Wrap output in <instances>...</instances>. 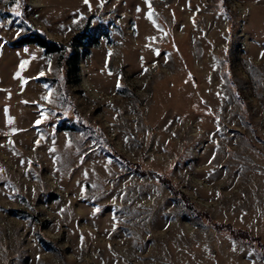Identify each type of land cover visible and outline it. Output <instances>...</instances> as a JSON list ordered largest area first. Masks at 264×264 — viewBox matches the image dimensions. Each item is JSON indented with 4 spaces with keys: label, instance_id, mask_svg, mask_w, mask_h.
Here are the masks:
<instances>
[{
    "label": "rangeland",
    "instance_id": "1",
    "mask_svg": "<svg viewBox=\"0 0 264 264\" xmlns=\"http://www.w3.org/2000/svg\"><path fill=\"white\" fill-rule=\"evenodd\" d=\"M18 3L0 0V264H264L115 155L264 244V0ZM33 31L76 37L77 74L14 45Z\"/></svg>",
    "mask_w": 264,
    "mask_h": 264
},
{
    "label": "trees",
    "instance_id": "2",
    "mask_svg": "<svg viewBox=\"0 0 264 264\" xmlns=\"http://www.w3.org/2000/svg\"><path fill=\"white\" fill-rule=\"evenodd\" d=\"M83 39L79 40V45L83 46L84 48H88L91 44V42L96 43L97 39L94 38L90 33H83L81 36ZM76 41L77 38L71 39L67 44H61L54 42L50 39H48L45 35H43L40 32L33 31L32 33L25 35L18 40L14 42V45L18 46H25V45H31L35 44L39 46L40 48L44 49L46 53H57L59 54L64 63H65V69L66 74H77L78 72V60L79 55L76 51ZM113 155V154H112ZM117 159L120 160L121 163H126L128 167L139 174L142 175H149L154 181L160 183L164 187H166L175 197L176 200L182 202L192 213V215L195 218H198L202 221L210 223L215 229H217L219 232L227 234L234 240L238 241H245L247 243H252L256 245L258 248L263 249L264 251V244L260 242V240L254 236L251 235L248 231H245L240 228L232 227L228 224H222L218 222H212V220L207 216L205 213L198 211L188 200V198L175 186L174 183H172L168 177L159 174L153 170L151 171H144L140 168V166L136 164H132L130 161L123 158L120 154H115Z\"/></svg>",
    "mask_w": 264,
    "mask_h": 264
},
{
    "label": "snow or ice",
    "instance_id": "3",
    "mask_svg": "<svg viewBox=\"0 0 264 264\" xmlns=\"http://www.w3.org/2000/svg\"><path fill=\"white\" fill-rule=\"evenodd\" d=\"M84 2H85V4H88V0H84ZM18 6H19V3H18V0H17V7ZM16 14L19 15L18 12ZM26 63H27V61L22 62L21 63V68H23ZM17 75H19V73H17ZM117 87H120L119 83L117 84ZM37 123H39V122H37Z\"/></svg>",
    "mask_w": 264,
    "mask_h": 264
}]
</instances>
